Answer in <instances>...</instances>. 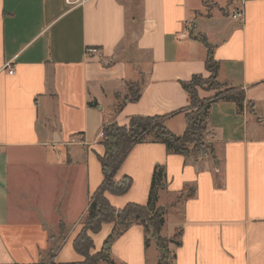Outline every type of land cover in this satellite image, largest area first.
<instances>
[{
    "label": "crops",
    "instance_id": "1",
    "mask_svg": "<svg viewBox=\"0 0 264 264\" xmlns=\"http://www.w3.org/2000/svg\"><path fill=\"white\" fill-rule=\"evenodd\" d=\"M209 1L206 9L205 0H0V264H38L56 245L54 264L84 259L73 242L103 180V126L159 115L182 135L190 106L182 83L210 74L198 34L214 47L218 79L245 91L243 111L214 101L198 154L134 145L116 174L130 176L131 188L107 197L117 208L148 203L163 165L161 234L178 232L180 242L170 245L171 264H264V0ZM240 10L243 19L233 16ZM129 82L141 96L118 109ZM215 93L199 89L201 98ZM113 229L92 234L93 251ZM149 248L134 222L111 256L158 264L157 245L154 260Z\"/></svg>",
    "mask_w": 264,
    "mask_h": 264
},
{
    "label": "trees",
    "instance_id": "2",
    "mask_svg": "<svg viewBox=\"0 0 264 264\" xmlns=\"http://www.w3.org/2000/svg\"><path fill=\"white\" fill-rule=\"evenodd\" d=\"M196 39L207 48L206 68L209 76L195 74L186 82L183 88L189 95L190 106L186 110V129L182 135L173 133L165 123L164 116H132L127 124H119L117 121L109 122L102 128L101 143L104 146V154L99 156L102 167L103 180L97 190L92 194L88 211L82 229L74 239L73 245L77 253L83 256V260L70 264H99L107 262L115 264L112 259L111 248L114 238L126 231L134 222H138L145 229V246L149 247L152 239L155 240L159 250L158 264H171L168 260L167 237L161 234L165 224V208L158 207L159 191L167 185V174L163 165L154 168L148 203L140 204L129 202L122 208L113 206L107 193L122 195L132 186L130 176L116 178V174L122 163L128 156L132 147L142 142H159L166 146L167 151L173 154L188 156L198 154L205 145L206 118L211 104L216 100H229L236 103L238 110L243 111L246 104L245 91L240 87L230 86L218 79L219 62L214 56V47L209 43L204 34H198ZM215 90L211 98H201L199 89ZM141 96V85L138 82L128 83V93L123 103L137 101ZM96 106L97 102H90ZM206 146V147H205ZM153 205V208H150ZM105 223H113L114 229L105 239L98 251H93L94 240L92 234L98 233ZM60 230L65 231L63 224ZM179 244L180 242H176ZM59 246L49 250L53 255Z\"/></svg>",
    "mask_w": 264,
    "mask_h": 264
},
{
    "label": "rangeland",
    "instance_id": "3",
    "mask_svg": "<svg viewBox=\"0 0 264 264\" xmlns=\"http://www.w3.org/2000/svg\"><path fill=\"white\" fill-rule=\"evenodd\" d=\"M204 5H205L206 9H209L210 7H212V4H210V1L209 0H205ZM84 219H85V217L81 220V226L82 227L84 225V221H85ZM59 233L60 234L62 233L61 235L63 236V234H65V231L62 232V230H60ZM166 233H167V231H166ZM162 234H164V232ZM178 237H179V234L177 232V235H175L173 237H167L166 238L167 241L165 243H166V246L168 248V250H167L168 251L167 258H168L169 261H172V259H173V254H172V250L170 248V245L171 244H175L177 242ZM155 243L156 242H155L154 239H152L151 242H150V248H149L148 254H149V258L151 260H154V255H155V252H156V245H155ZM38 264H54L53 263V260H52L51 253L48 251V255L44 259H42L40 261V263H38Z\"/></svg>",
    "mask_w": 264,
    "mask_h": 264
},
{
    "label": "built area",
    "instance_id": "4",
    "mask_svg": "<svg viewBox=\"0 0 264 264\" xmlns=\"http://www.w3.org/2000/svg\"><path fill=\"white\" fill-rule=\"evenodd\" d=\"M83 1L84 0H66V3H68L69 5H76ZM233 16L235 18L243 19V16H244L243 10L236 12ZM92 53H99V50L97 48H88V54H92ZM9 73L11 74L14 73V70L11 68L9 70ZM101 136H103V132H101Z\"/></svg>",
    "mask_w": 264,
    "mask_h": 264
},
{
    "label": "water",
    "instance_id": "5",
    "mask_svg": "<svg viewBox=\"0 0 264 264\" xmlns=\"http://www.w3.org/2000/svg\"><path fill=\"white\" fill-rule=\"evenodd\" d=\"M150 208L152 209L153 208V205H150Z\"/></svg>",
    "mask_w": 264,
    "mask_h": 264
}]
</instances>
